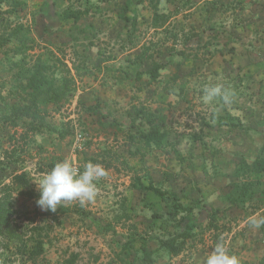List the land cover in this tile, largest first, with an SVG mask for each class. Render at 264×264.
I'll return each mask as SVG.
<instances>
[{"label":"crops","instance_id":"crops-1","mask_svg":"<svg viewBox=\"0 0 264 264\" xmlns=\"http://www.w3.org/2000/svg\"><path fill=\"white\" fill-rule=\"evenodd\" d=\"M153 1L25 0L0 14L1 39L7 17L24 39L9 37L19 52L11 64L9 41L0 45V80H21L27 52L32 64L41 48L61 51L85 138L44 134L51 161L68 158L81 171L99 163L113 182L98 188L129 197L173 189L182 203L196 199L192 226L206 244L197 264L216 238L241 264L263 263L264 227L248 220L264 216V0ZM215 83L234 90L232 103L204 102ZM236 209L247 212L231 219Z\"/></svg>","mask_w":264,"mask_h":264},{"label":"rangeland","instance_id":"rangeland-1","mask_svg":"<svg viewBox=\"0 0 264 264\" xmlns=\"http://www.w3.org/2000/svg\"><path fill=\"white\" fill-rule=\"evenodd\" d=\"M24 4L25 0H0V14L20 11ZM7 19L8 36L4 38L18 35L24 40L14 21ZM8 41L5 56L11 64L19 52L16 43ZM35 55L39 58L35 83L39 107L27 95L32 91L28 85L30 71L21 80L9 76L0 80V154L5 149L13 154L12 161L6 163V171L0 172V182L10 183L14 172L27 171L38 189L36 183L45 173L42 169L53 160L52 153L40 145L43 135L55 132L57 137L66 134L75 137L70 125L80 122L86 114L80 99L72 102L75 81L62 64L65 59L62 52L41 48ZM23 56L24 60L29 59V55ZM27 68L30 69L29 62ZM4 90L11 93L3 94ZM14 91L18 92L17 96H12ZM26 111L32 114L31 120L24 116ZM110 179L105 178L104 183L111 184ZM98 189L92 202L84 206L78 201L62 202L55 212L42 210L36 203L39 197L27 200L11 192L7 203L12 212L10 227L16 237L0 235V264H146L145 252L154 259L153 264H197L193 260L198 259L200 247L205 251L206 244L199 238L204 229L192 226L198 218L191 212L196 199L182 203L173 189L162 192L160 198L157 193L149 197L147 192H141L129 197L123 191L113 192V188ZM131 199L136 201L132 208L127 205ZM116 202L118 206H114ZM253 202H258L256 196ZM246 212L236 209L228 215L231 219L241 218ZM40 238L44 240V251L37 256ZM217 242L216 238L208 250ZM172 248L179 250V254L172 253Z\"/></svg>","mask_w":264,"mask_h":264},{"label":"clouds","instance_id":"clouds-1","mask_svg":"<svg viewBox=\"0 0 264 264\" xmlns=\"http://www.w3.org/2000/svg\"><path fill=\"white\" fill-rule=\"evenodd\" d=\"M202 91L205 103L222 101L227 105L232 103L236 95L234 90L222 83L207 84ZM107 176V170L99 163L87 162L81 171L71 159L66 158L56 162L39 178L36 183L39 191L36 203L42 210L53 212L66 201H78L84 206L97 197V182ZM248 224L256 229L264 227V216L250 217ZM202 264H241V260L230 251L221 238L204 257Z\"/></svg>","mask_w":264,"mask_h":264},{"label":"trees","instance_id":"trees-1","mask_svg":"<svg viewBox=\"0 0 264 264\" xmlns=\"http://www.w3.org/2000/svg\"><path fill=\"white\" fill-rule=\"evenodd\" d=\"M154 1L151 0V3H153ZM18 35H16L17 37ZM17 39L21 40V37H17ZM6 40V38L1 39L0 37V45H1V41L4 42ZM8 40V39H7ZM26 51V50H23ZM29 55V59H30V54H26V57ZM26 60V64H30V60ZM37 64H39V58L37 57V61L35 63L30 64V68L32 66V69H27L24 70V75L22 76H27V71H32V74L29 75V82L28 85L30 87V89L32 90L29 94L30 95L29 99L31 101H35V106L39 107V102H38V92H37V84H35L37 82V77L39 76V72L37 71ZM66 68H67V72L68 74L71 76V78L73 77L72 73H71V69L69 68L68 64L64 61L62 63ZM21 73V72H19ZM19 76L17 74V77L19 79H22L23 77ZM73 81V78H72ZM74 82V81H73ZM75 82H74V87L72 90V93L75 94L76 91V86H75ZM16 92V91H14ZM13 92V93H14ZM18 95V94H17ZM24 98V95H23ZM18 106L21 105V101L17 104ZM16 105V106H17ZM24 108V107H23ZM22 111V109H21ZM28 111H26V113L24 114L25 117H27L28 119H32L30 118V115L32 114H27ZM16 115V113H14ZM19 115H23V113H19ZM16 116H14L15 118ZM70 128L72 130L75 131V136L78 137L79 132L83 134L84 138H85V127H84V122L83 119H81L80 122H76L74 123V125H70ZM53 131V129L51 130V132ZM35 132H39V129L36 128ZM25 135V134H24ZM67 136L66 135H62L61 137ZM26 137V136H24ZM83 138V139H84ZM81 139V140H83ZM11 156H13L12 151H8V149H5L1 154H0V172L2 171H6V163L7 161H12ZM56 162L51 161L49 164H47L46 168H43L42 171H49L55 164ZM15 192L18 196L25 198L27 200H32V199H36L39 197V191L36 188L35 183L29 178L28 172L27 171H21V172H14L12 174V180L10 181V183L7 184H3L0 182V235H7L9 236V238H15L16 235L13 232V230H11L10 227V218L12 217V212L9 208L10 204L9 202L7 203V198L10 197L11 192ZM155 193L158 194V196L161 197V193L158 189H154ZM236 201V200H233ZM213 219H215V217H213ZM43 238H40L37 241V246H36V255L37 256H41L43 254ZM172 253L174 254H179V250H175L174 248L171 249ZM145 256H144V260L146 264H153L154 263V259L152 257H148L147 252H145Z\"/></svg>","mask_w":264,"mask_h":264},{"label":"built area","instance_id":"built-area-1","mask_svg":"<svg viewBox=\"0 0 264 264\" xmlns=\"http://www.w3.org/2000/svg\"><path fill=\"white\" fill-rule=\"evenodd\" d=\"M78 138H79L80 140L83 139V138H84L83 134L79 132V134H78Z\"/></svg>","mask_w":264,"mask_h":264}]
</instances>
